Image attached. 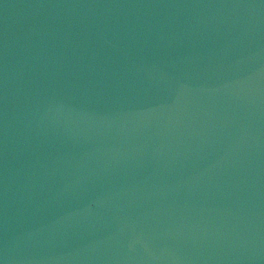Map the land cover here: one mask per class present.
<instances>
[{"label": "water", "instance_id": "95a60500", "mask_svg": "<svg viewBox=\"0 0 264 264\" xmlns=\"http://www.w3.org/2000/svg\"><path fill=\"white\" fill-rule=\"evenodd\" d=\"M0 264H242L12 0H0Z\"/></svg>", "mask_w": 264, "mask_h": 264}]
</instances>
